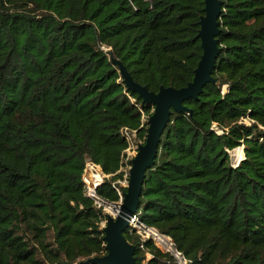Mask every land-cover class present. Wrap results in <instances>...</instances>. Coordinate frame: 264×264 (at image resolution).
<instances>
[{"label": "trees", "instance_id": "16d2710c", "mask_svg": "<svg viewBox=\"0 0 264 264\" xmlns=\"http://www.w3.org/2000/svg\"><path fill=\"white\" fill-rule=\"evenodd\" d=\"M221 2L214 83L172 112L136 214L188 264H264V0ZM205 16V0H0V264L108 255L85 169L119 204L128 138L146 144L155 109L115 61L149 92L185 88ZM124 235L137 264H176Z\"/></svg>", "mask_w": 264, "mask_h": 264}, {"label": "water", "instance_id": "95a60500", "mask_svg": "<svg viewBox=\"0 0 264 264\" xmlns=\"http://www.w3.org/2000/svg\"><path fill=\"white\" fill-rule=\"evenodd\" d=\"M206 16L201 21L200 39L204 51L196 70L194 81L182 89L161 88L158 93L149 92L146 87L133 81L121 62L115 61L128 89L137 93L145 102L153 105L154 115L149 119V134L145 145L139 147L137 156L132 161L128 192L119 204H110L98 198L99 203L115 210L116 217H109L104 229L108 255L94 258L91 264H137L135 247L125 238L124 233L130 229L129 221L138 212L146 173L152 168L158 156L162 135L167 128L172 112L191 113L184 106L190 99H197L209 83L215 68L219 46L217 37L220 34L219 19L221 16V0H205ZM104 182V181H103ZM97 190V188H96ZM109 207V208H110Z\"/></svg>", "mask_w": 264, "mask_h": 264}, {"label": "built area", "instance_id": "2783aa9c", "mask_svg": "<svg viewBox=\"0 0 264 264\" xmlns=\"http://www.w3.org/2000/svg\"><path fill=\"white\" fill-rule=\"evenodd\" d=\"M129 140V138H128ZM89 167L93 169V172L95 175H99L100 178L95 182V188L91 189L92 185L87 177L89 174ZM107 178V176L103 173L102 169L95 165V164H87L84 174V182L87 187L88 196L91 198L98 199L96 195V188H98L103 181ZM123 200V196L121 195V201ZM130 229L136 231L138 234L142 235L144 239H151L157 249H159L163 253H169L174 258H178L182 261L183 264H188L185 257L176 249L174 248L173 242L171 238H169L166 235H163L159 233L154 228H149L141 219L140 217L135 214L129 221ZM176 264H180V262H177Z\"/></svg>", "mask_w": 264, "mask_h": 264}, {"label": "rangeland", "instance_id": "374dc122", "mask_svg": "<svg viewBox=\"0 0 264 264\" xmlns=\"http://www.w3.org/2000/svg\"><path fill=\"white\" fill-rule=\"evenodd\" d=\"M136 136H134V135H132V136H129V141H130V148L128 149V151H127V153H126V158H125V165H124V169H123V171L125 172V178H124V180L123 181H120V184H121V186H123V187H128V181H127V178H129L130 176V169H131V167L129 166V162L131 161V160H134L135 159V157L137 156V153H138V150H139V147L143 144L142 142H140V141H136ZM98 180H99V177H98ZM95 184V182H93V185ZM94 187H95V185H94ZM91 189H92V187H91ZM98 200V199H97ZM120 203H121V200H120ZM98 205L99 206H104V210L106 211V213L108 214V218L109 217H116V216H112V214L110 213V209H111V207L109 208L107 205H103V203L101 202V203H99L98 202ZM109 209V210H108ZM106 224H107V222H105V223H103V226L105 227L106 226ZM150 256L151 255H148V258H150ZM175 259V261H176V259H177V262L179 261L180 262V264H183L182 263V261L180 260V259H178V258H174ZM21 264H24V263H21Z\"/></svg>", "mask_w": 264, "mask_h": 264}, {"label": "bare ground", "instance_id": "6f19581e", "mask_svg": "<svg viewBox=\"0 0 264 264\" xmlns=\"http://www.w3.org/2000/svg\"><path fill=\"white\" fill-rule=\"evenodd\" d=\"M91 185H92V188L94 187L93 185V182H96L98 180V177L100 178L99 175H95L94 172H93V169L91 167H89V174L87 175ZM95 188V187H94ZM98 189V188H97ZM109 210V209H108ZM110 213L112 214V216H117V214L115 213V210L113 208L110 209Z\"/></svg>", "mask_w": 264, "mask_h": 264}]
</instances>
